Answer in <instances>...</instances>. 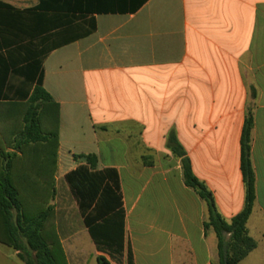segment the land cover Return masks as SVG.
Masks as SVG:
<instances>
[{
	"label": "crops",
	"instance_id": "1",
	"mask_svg": "<svg viewBox=\"0 0 264 264\" xmlns=\"http://www.w3.org/2000/svg\"><path fill=\"white\" fill-rule=\"evenodd\" d=\"M87 2L102 12L0 0V106L27 102L42 73L61 107L56 181L85 162L77 157H96L98 170L119 174L135 264H220L216 234L204 227L207 204L185 185L168 138L176 133L231 221L245 207L241 137L251 105L256 201L247 229L257 248L239 264H264V0ZM81 16L94 21L85 37ZM62 40L71 41L49 53ZM3 120L0 171L22 131L13 111ZM32 149L42 148H24Z\"/></svg>",
	"mask_w": 264,
	"mask_h": 264
},
{
	"label": "trees",
	"instance_id": "2",
	"mask_svg": "<svg viewBox=\"0 0 264 264\" xmlns=\"http://www.w3.org/2000/svg\"><path fill=\"white\" fill-rule=\"evenodd\" d=\"M58 2H67L69 7L73 4L79 6L75 10L83 13L102 12L101 9L88 8L87 0L83 3L41 0L40 8L54 11ZM79 19L82 21L78 37H85L93 31L91 24L94 21H86L82 16ZM69 20L71 18H66L63 23L66 25ZM70 41H57L49 53ZM18 43L19 51L26 50L28 45L21 44V40ZM26 59L24 56L22 61ZM44 60L45 57L41 56L37 63L39 70ZM31 66L34 68L36 65ZM251 97H256L254 88H251ZM60 109V104L44 88L42 73L27 102L0 106V115L13 111L16 118L21 119L17 126L22 128L15 139L17 152L3 154L6 162L0 171V243L12 248L23 264H69L57 231L55 207L51 204L56 198ZM0 123L6 127V120ZM254 127V110L249 105L241 137L245 207L231 221L225 220L219 213L213 193L195 176L191 160L176 133L171 132L168 138V147L181 161L185 185L207 204L208 219L204 227L216 234L220 264H239L257 248V242L250 237L247 229L256 201V175L252 161ZM31 145L41 146L42 149H32L26 154L24 148ZM29 156L39 159L28 161ZM80 159L85 162L69 172L64 180L99 253L97 264H135L133 251L126 239V216L117 170H98L94 156L77 157V160Z\"/></svg>",
	"mask_w": 264,
	"mask_h": 264
},
{
	"label": "rangeland",
	"instance_id": "3",
	"mask_svg": "<svg viewBox=\"0 0 264 264\" xmlns=\"http://www.w3.org/2000/svg\"><path fill=\"white\" fill-rule=\"evenodd\" d=\"M20 122L21 119L18 118L15 121V124L17 123L20 125ZM17 124L15 125L16 131H18L20 128L17 126ZM0 126L2 127L1 123ZM55 185L56 198L51 204L53 205L54 203L58 210V212H56L57 231L61 239L68 263L97 264L98 253L85 227V231H83V222L77 210V203L72 196L65 180L62 179L56 181L55 179ZM0 264L23 263L19 261L17 254L13 249L0 244Z\"/></svg>",
	"mask_w": 264,
	"mask_h": 264
}]
</instances>
